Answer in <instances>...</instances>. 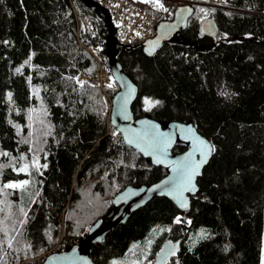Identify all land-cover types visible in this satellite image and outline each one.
<instances>
[{
	"label": "trees",
	"instance_id": "1",
	"mask_svg": "<svg viewBox=\"0 0 264 264\" xmlns=\"http://www.w3.org/2000/svg\"><path fill=\"white\" fill-rule=\"evenodd\" d=\"M227 2L196 5L153 55L120 47L135 116L191 121L215 150L187 211L153 197L93 244L95 264H141L146 251L153 263L167 238L183 241L167 264H264V0ZM206 17L216 38L200 29ZM107 34L85 0H0V264H40L59 240L70 248L114 212L118 191L168 171L123 140L98 85L75 79L98 70L90 49L106 61Z\"/></svg>",
	"mask_w": 264,
	"mask_h": 264
},
{
	"label": "water",
	"instance_id": "2",
	"mask_svg": "<svg viewBox=\"0 0 264 264\" xmlns=\"http://www.w3.org/2000/svg\"><path fill=\"white\" fill-rule=\"evenodd\" d=\"M85 3L91 8L99 9L104 14L108 26L106 59L118 84V89L113 96L110 122L127 144L143 156L150 158L154 165L167 167L168 171L163 177L150 184L126 185L112 197L115 209L109 217L98 218L79 242L70 248L48 253L40 264H95L91 258L93 244L103 242L110 231L125 223L134 211L155 196H166L180 210L187 211L191 206V196L199 191L198 179L213 155L212 151L207 162L197 169L192 184L187 185L189 190H185L187 172L202 159L203 146L199 144V140L206 141L209 146H213L212 141L200 133L191 121L172 119L164 124L149 115L135 116L133 104L137 99L139 87L126 73L118 59L120 45L116 38V27L111 15L108 9L97 0H85ZM195 10V6L190 4L177 6L172 19L159 22L154 37L127 47H141L144 53L153 55L164 41L169 40L187 26ZM200 29L203 33L215 38L219 31L218 24L213 17L201 20ZM179 140L186 142L187 148L176 152L173 147ZM181 162L188 165V169H181L179 167ZM184 201L187 202V208L181 207ZM182 242V239H165L155 256L154 263L167 264L180 251Z\"/></svg>",
	"mask_w": 264,
	"mask_h": 264
},
{
	"label": "built area",
	"instance_id": "3",
	"mask_svg": "<svg viewBox=\"0 0 264 264\" xmlns=\"http://www.w3.org/2000/svg\"><path fill=\"white\" fill-rule=\"evenodd\" d=\"M98 1L108 9L116 27V38L121 46H131L155 36L159 22L163 19L172 18L174 9L178 5L201 4L210 7H229L227 0H159L163 8L158 6L156 0ZM164 9H167V11ZM82 17L86 21L91 32H93L91 21L87 15L84 14ZM137 33H139V35ZM90 50L99 64L97 72L91 75L81 70L76 73L75 79L78 84L98 85L101 88L106 100L104 112L109 119L113 105V94L107 85L112 84L111 88H115L116 82L110 73L107 62H105L95 50Z\"/></svg>",
	"mask_w": 264,
	"mask_h": 264
},
{
	"label": "snow or ice",
	"instance_id": "4",
	"mask_svg": "<svg viewBox=\"0 0 264 264\" xmlns=\"http://www.w3.org/2000/svg\"><path fill=\"white\" fill-rule=\"evenodd\" d=\"M156 3L158 4L159 7L163 8V5L159 3V0H156ZM164 10L167 11V9H164ZM201 11H204V10L201 9ZM137 34L139 35V33H137ZM81 83H82V82H81ZM107 86H108L109 88H111V87H112V84H108ZM10 95H11V94H9V96H10ZM147 103L149 104L150 107L153 105V102H152V101H147ZM155 103H156V104H159L160 102H159V101H156ZM189 131H192V130L189 129ZM199 144H200L201 146H203L202 149H201L202 159H201L199 162H197V163L195 164V166L192 167V168L187 172V175H186V187H185V190H189V189L187 188V185H191V184H192L193 177L197 174V169H199V167H200L202 164H204V163L207 162V158H208V156L211 154L212 151L215 150V149H214V146H209V145H207V142L204 141V140H199ZM0 154H2V155H8V153H0ZM189 155H191V154H189ZM33 163H34V165H35L37 162H36V161H33ZM44 167H47V165L45 164ZM179 167H180L181 169H188L189 166L186 165L184 162H181V163L179 164ZM27 170H28V166H27V165H25L23 168L19 169V171H22V172H25V171H27ZM27 183H28L27 181H24V182H21V183H19V184H7V185H5V187H7V188H13V189H16V188H23L24 185L27 184ZM181 207H182V208H187V207H188L187 202H186V201L182 202V203H181ZM179 222H180V221H179V218H178V219H177V223H179Z\"/></svg>",
	"mask_w": 264,
	"mask_h": 264
},
{
	"label": "rangeland",
	"instance_id": "5",
	"mask_svg": "<svg viewBox=\"0 0 264 264\" xmlns=\"http://www.w3.org/2000/svg\"><path fill=\"white\" fill-rule=\"evenodd\" d=\"M19 183H21V182H11L10 184H19ZM68 245H67V243L65 242V241H63V240H59V242L55 245V246H53L50 250H48V252H47V254L48 253H51V252H53V251H56V250H62V249H64V248H66ZM150 251H146V252H144L143 254H142V256L140 257V259H138V260H135L134 262H138L139 261V263H141L142 264V261L144 260V259H146V257H148L149 255H150ZM46 254V255H47ZM44 255V254H43ZM41 256L40 258H39V260L42 262L43 260H44V258H45V256ZM141 261V262H140ZM175 263V262H174ZM134 264H137V263H134ZM149 264H155V263H149Z\"/></svg>",
	"mask_w": 264,
	"mask_h": 264
},
{
	"label": "bare ground",
	"instance_id": "6",
	"mask_svg": "<svg viewBox=\"0 0 264 264\" xmlns=\"http://www.w3.org/2000/svg\"><path fill=\"white\" fill-rule=\"evenodd\" d=\"M210 7V6H209ZM230 7V6H229ZM231 8V7H230ZM81 71V70H80ZM114 136H116V135H114Z\"/></svg>",
	"mask_w": 264,
	"mask_h": 264
},
{
	"label": "flooded vegetation",
	"instance_id": "7",
	"mask_svg": "<svg viewBox=\"0 0 264 264\" xmlns=\"http://www.w3.org/2000/svg\"><path fill=\"white\" fill-rule=\"evenodd\" d=\"M154 263V262H153Z\"/></svg>",
	"mask_w": 264,
	"mask_h": 264
}]
</instances>
